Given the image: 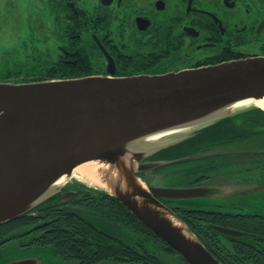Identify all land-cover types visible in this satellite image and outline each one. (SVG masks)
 <instances>
[{
	"label": "water",
	"instance_id": "95a60500",
	"mask_svg": "<svg viewBox=\"0 0 264 264\" xmlns=\"http://www.w3.org/2000/svg\"><path fill=\"white\" fill-rule=\"evenodd\" d=\"M262 99L264 56L159 76L0 82V224L63 192L80 178L75 171L81 165L102 162L117 172L116 181L100 176L113 189L87 178L90 185L118 199L188 264H223L167 204L216 190L156 184L150 170L171 161L153 156L221 119L258 108L244 103ZM210 227L226 236L245 235Z\"/></svg>",
	"mask_w": 264,
	"mask_h": 264
},
{
	"label": "flooded vegetation",
	"instance_id": "af4514ba",
	"mask_svg": "<svg viewBox=\"0 0 264 264\" xmlns=\"http://www.w3.org/2000/svg\"><path fill=\"white\" fill-rule=\"evenodd\" d=\"M18 1L6 0L3 3L0 0L2 14L18 15ZM35 1L31 11L21 20L19 36L11 39L12 35L7 38L3 34V39H0L4 48L1 53L4 54V61L0 68L6 69L10 64L12 49L7 44L11 40L16 49L19 46L20 52L25 49V43H33V51L40 54L34 57L33 68H50L53 80L159 76L251 56H264V0ZM12 4L15 8L11 7ZM32 21H41L45 28L34 29ZM30 26L33 32L29 31ZM27 55L32 57L30 53ZM245 163L243 159L226 160L218 174L204 180H199L200 175L185 181L183 177L178 178L174 171L161 168L151 170L150 174L156 184L163 187L222 186L224 183H214L220 174L235 184L256 187L264 181V177L258 180L238 179L229 174L234 164ZM77 193L78 190L74 188L68 190L62 197L63 202H70ZM168 204L175 211L180 207L171 201ZM199 211L224 213L204 209ZM27 216V219L16 218L0 224V264L11 262L18 255H21L17 257L18 260L32 256L35 264H38L40 260L30 253L53 249L40 245L47 224L43 220L38 221L39 210ZM32 218L36 220L29 221ZM108 226L117 238L125 242L132 240L129 234L120 233L118 225ZM225 227L243 232L244 237L248 235L234 226ZM231 241L232 237L230 244ZM263 251L258 247L257 253L262 255ZM64 261L79 264L74 260Z\"/></svg>",
	"mask_w": 264,
	"mask_h": 264
},
{
	"label": "trees",
	"instance_id": "16d2710c",
	"mask_svg": "<svg viewBox=\"0 0 264 264\" xmlns=\"http://www.w3.org/2000/svg\"><path fill=\"white\" fill-rule=\"evenodd\" d=\"M27 56L9 64L6 72L1 71L0 75H5L0 76V82L53 80L46 78L50 77V68H33L35 59ZM26 70L28 77L15 76ZM153 159L171 161L160 168L174 171L185 181L200 175L199 180L211 179L210 176L219 173L224 161L231 159L245 160L244 171L249 174L258 173L259 169L264 173V110L255 107L221 119L198 130L192 138L157 153ZM72 188L78 190L77 196L70 202H63L62 197ZM64 207L78 209L80 213L67 211ZM37 210L40 212L38 221L47 224L40 245L52 247L61 259L78 261L79 264H186L176 250L118 199L84 183L68 184L63 192L28 213ZM175 212L219 261L225 264H264V251L263 256L257 253L258 247L264 249V215L207 213L185 206ZM28 213L18 219H27ZM33 220L36 218L29 221ZM109 224L118 225L120 233L129 234L132 240L128 243L114 236ZM211 225H231L248 235L232 237L230 244V236L216 232ZM166 254L175 257L173 262L165 259Z\"/></svg>",
	"mask_w": 264,
	"mask_h": 264
},
{
	"label": "rangeland",
	"instance_id": "374dc122",
	"mask_svg": "<svg viewBox=\"0 0 264 264\" xmlns=\"http://www.w3.org/2000/svg\"><path fill=\"white\" fill-rule=\"evenodd\" d=\"M3 3H6V0H3ZM35 3H36L35 0H19L18 7H17L19 10V14L18 15L15 14V16L10 13L2 14V10L0 9V39H3L4 35L7 38H9L10 35H12L11 39L13 36H16V37L19 36L20 29H21V20L24 18V16H26L29 13V11H31ZM0 7H1V4H0ZM11 7L15 8V5L12 4ZM31 24L33 28L37 30H43L45 28V26H43L41 21H32ZM33 28L30 26L29 31L33 32L34 31ZM25 44H26L25 49L20 52L18 45L16 49L13 46L12 40L8 42L7 45L10 46V48L12 49L11 50L12 52L9 54L10 64L13 65L17 63L18 61H21V59H24L28 53H30V55L33 58L40 55L37 51H33L34 49V47L32 46L33 43H25ZM4 47H6V45ZM3 50H4L3 45L0 42V64L4 61V59L2 58L4 54L1 55ZM7 70L8 69L0 68V72L3 71L2 73L6 72ZM26 73H27V70L24 71L22 74H15V76L16 77H28L25 75ZM4 75L5 74L0 75V76H4ZM49 76H50V73H49ZM46 78H51V76L46 77ZM212 154L213 153H211V155ZM245 167L246 166L241 165V164H234L229 169L230 171L229 174H231L232 177L238 178V179L239 178H252V179L258 180L259 178L264 177V173L262 169L258 170L260 172L259 174L250 175L249 173L244 171ZM192 175L193 174H191V176ZM85 179L87 178L85 177ZM85 179L81 180L80 178L74 177L72 180H70L69 183L75 182L76 180H78V181H81L82 183H86L90 185V181H87L88 179L87 180ZM256 182L257 181H255L254 183ZM214 183L215 184L224 183V184H221L222 185L221 187H224L225 190L227 189H230V190L225 191L223 190V188L213 185L212 187L216 190L217 192L216 194H212L210 196L206 195L204 197L193 198V199H183V200L179 199L175 203L181 206L191 208V209H199V210L204 209V210L221 211L224 213L226 212V213H234V214L264 215V181H262L256 187L255 186L249 187L248 185L235 184L231 180L227 181L226 177H224V174H220L218 176V179H216ZM30 254L34 255L37 259L40 260L38 261V264H76L75 262H69V261H64L60 259L59 257H57V255L54 253L53 249L51 248L40 249ZM166 255L164 256L165 259L173 262V259H175V257L169 256V255L166 256ZM18 256H21V255H18ZM18 256L13 257L11 261L18 260L17 259ZM31 258L33 257L31 256ZM186 264L188 263L186 262Z\"/></svg>",
	"mask_w": 264,
	"mask_h": 264
},
{
	"label": "bare ground",
	"instance_id": "6f19581e",
	"mask_svg": "<svg viewBox=\"0 0 264 264\" xmlns=\"http://www.w3.org/2000/svg\"><path fill=\"white\" fill-rule=\"evenodd\" d=\"M245 105L255 104L256 106L259 105L264 108V99L258 100V101H249L248 103H244ZM244 104H241L236 107L241 108V106H244ZM258 106V107H259ZM260 107V108H261ZM262 108V109H263ZM264 110V109H263ZM128 159V158H126ZM119 164V162L117 163ZM120 165V164H119ZM115 168L110 164L102 163V162H90L84 165H81L78 167L75 171L76 174H80L79 177L81 180L88 178L92 181V183H96L98 185H101L107 190H112V187H108L106 184H102L100 182V176H104L105 178H108V180L116 181L118 175L117 172L114 170ZM118 173H120L121 169L118 168ZM84 176V177H83ZM65 177L60 179L56 184H62ZM86 180V179H85ZM176 226H181V223H179L177 220L174 221Z\"/></svg>",
	"mask_w": 264,
	"mask_h": 264
}]
</instances>
